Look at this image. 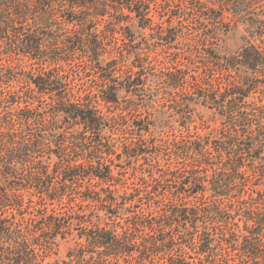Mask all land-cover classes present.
Here are the masks:
<instances>
[{"label":"trees","instance_id":"obj_1","mask_svg":"<svg viewBox=\"0 0 264 264\" xmlns=\"http://www.w3.org/2000/svg\"><path fill=\"white\" fill-rule=\"evenodd\" d=\"M174 1L199 4L196 35L182 21L154 26L158 0H0V264H264V0ZM229 16L246 25V44L221 54ZM135 28L155 31L161 46L189 36L180 49L189 63L158 76ZM79 51L97 74L86 89L85 74H72ZM150 75L179 121L205 107L219 136L147 138L148 118L126 119L140 112L136 98L121 105L128 95L156 102ZM129 131L132 143H117ZM152 150L168 161L161 174L129 185L115 173ZM98 211L107 226L93 221ZM74 232L84 242L47 263Z\"/></svg>","mask_w":264,"mask_h":264},{"label":"rangeland","instance_id":"obj_2","mask_svg":"<svg viewBox=\"0 0 264 264\" xmlns=\"http://www.w3.org/2000/svg\"><path fill=\"white\" fill-rule=\"evenodd\" d=\"M218 1V0H217ZM158 2L161 4V7H164L165 9H161V7L156 8L154 7V26L158 25L159 23H163L165 27H174L180 24V21H182V26L180 28V31L184 30L187 31V33H191L194 35L197 34L198 29H200L201 24V17L204 15H200L197 11V7L199 4H194V2H191L185 6L180 5L178 1L174 0H158ZM177 3V4H176ZM183 8V9H182ZM165 10V11H164ZM172 17L171 22L170 16ZM180 16V18H178ZM232 19L228 31L224 32L226 28L220 27L222 29V35H220L221 40L219 41V46H218V52L221 54H233L237 51H239L244 45L246 44V25L243 24V22L237 21V19L232 18V16H229V19ZM228 19V21H229ZM135 34L137 36V42H145L147 43V47H149V44L151 43V46L149 47L148 53L150 55V60H152L157 66L156 68V74L158 76L162 75V71H166L168 68L171 67L172 64L178 63V61L181 62V64L189 63L188 59L189 56H185L183 54H180V49H185L188 48V42H186L189 38L186 37L187 39L185 40H179V43L174 44L173 46H161L160 41L158 40V35H156V32L152 31H141L139 29H134ZM121 35H116L115 39H113L111 36L109 38V42L107 43V51H109V55L116 53L118 54V48H117V43H121L123 41V38L120 37ZM256 44H260V42H256ZM179 51V53H178ZM77 61L75 67L72 69V74L74 76L80 75L81 72H83L85 75L79 79H85V86L88 87V85H94L96 82H93L96 80L97 74L92 71V67L87 63H83L82 61V52H78L75 55ZM156 59L157 62L154 60ZM14 64L20 65L22 68L27 67L29 65V61L22 57H14L13 59ZM146 60V58H145ZM133 61V57H131V60H129L128 65H130ZM137 61V60H136ZM135 61V62H136ZM63 65H65L63 63ZM139 65V63H137ZM184 67V66H182ZM191 69V68H190ZM148 78V85L151 86V89L154 88L155 94H157V97L155 98L156 102L152 103L148 108H145L144 104V99L147 100V96H144V98L140 97H133L132 95H128L127 99L125 102L122 103L121 106H132L135 105L133 103L134 98H136L135 102H137L138 105L137 108L139 107V111L137 113H132L128 111L125 112V115L127 116V120H133L137 121L138 123H143L146 118L149 119V122L151 123L150 125V130H151V135H146L147 138H157V139H164L166 141L168 138L173 139V138H181L182 136H187L188 133L190 135H193L195 133H199L200 135H212L214 137H218L220 133V128H221V122L220 120H214V115L211 111L206 109L205 107H199L197 111L195 112V122H189L186 120H180L179 121V116H174V112L172 109L167 106L168 104L166 103L168 95L166 94V91H160L159 92V82H160V77L158 76H152ZM76 78V77H75ZM87 81V82H86ZM89 81V82H88ZM80 82H78L79 84ZM18 84H16L17 86ZM27 84L21 83V86H24ZM83 87V86H82ZM27 88V86H26ZM159 93V94H158ZM126 95L125 92H121L120 96L124 97ZM130 102V103H129ZM103 110L104 106L101 107ZM115 112V110L113 109ZM121 112V111H119ZM128 113V115H127ZM131 122V121H130ZM146 125V123H145ZM133 129V128H132ZM133 132L129 131L128 134L126 135H116L115 140L117 143H122L125 145V147H128L132 141H133ZM147 143H143L142 145V150L145 149L146 151H151L150 149L147 148ZM154 151L152 150V153L149 154V157H143L140 158V160L136 161V163L133 162H127V166L125 164H121L124 166L116 168L115 173H119L122 179L129 178L130 183L138 182L140 183L142 178L150 179V175L152 172H156L161 174L160 170H165L168 164V161H165L163 158L159 160H155L153 157L154 156ZM133 155H135V152H132ZM153 155V156H151ZM124 159H121L123 161ZM116 163H120V161H116ZM129 163V164H128ZM151 166H155V168ZM252 166V164H251ZM135 167L138 168V173L136 171L131 172L130 168ZM165 167V168H164ZM252 171L254 172L253 174H257V166L252 167ZM252 178V177H250ZM261 180H256V178H252L246 183L248 185H258ZM238 189H243L241 187H238ZM101 208V207H100ZM125 212V211H124ZM126 213V212H125ZM101 216V220L97 219L96 217L93 219L95 224L98 226H107L108 223H110L109 219L105 216V213L98 211V216ZM84 241L79 239L77 236V232H74L72 236H70L68 239L58 240V248L57 251L53 254H51L47 259V263H56V262H63L64 260H67V256L69 252L73 249H75L78 244L83 243Z\"/></svg>","mask_w":264,"mask_h":264}]
</instances>
